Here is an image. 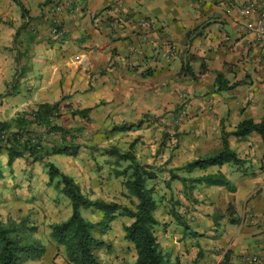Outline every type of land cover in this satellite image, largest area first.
I'll return each mask as SVG.
<instances>
[{
  "label": "crops",
  "instance_id": "crops-1",
  "mask_svg": "<svg viewBox=\"0 0 264 264\" xmlns=\"http://www.w3.org/2000/svg\"><path fill=\"white\" fill-rule=\"evenodd\" d=\"M259 2L0 0V92L7 89L3 94L24 106L80 99L115 104L120 112L151 110L153 95L163 107L188 97L199 134L222 139L223 129L264 115V51L246 25ZM243 4L252 7L249 17L239 13ZM53 17L61 34L52 32ZM17 71L27 84L7 88ZM219 73L229 84L243 83L218 90ZM228 139L243 163L184 167L196 209L171 213L156 230L173 263L264 264V143L257 133ZM221 141L210 153L222 150ZM218 173L233 188L191 181Z\"/></svg>",
  "mask_w": 264,
  "mask_h": 264
},
{
  "label": "rangeland",
  "instance_id": "rangeland-1",
  "mask_svg": "<svg viewBox=\"0 0 264 264\" xmlns=\"http://www.w3.org/2000/svg\"><path fill=\"white\" fill-rule=\"evenodd\" d=\"M19 73L12 75L7 88L20 82L27 84L28 80ZM48 76V84H51V75ZM6 91L0 92V120H9L18 112L36 106L21 105L6 97L3 94ZM153 96L156 101L151 110L146 108L147 112L129 107L128 111L120 112L115 104L108 102L95 105H85L80 99H73L70 104L61 102L60 116L54 121L63 127L77 129L74 151L51 155L45 161H36L26 155L12 165L7 162V152L0 153V224L16 228L23 244L33 243L37 247L22 252L20 264H71L50 239L51 226L66 221L72 206L69 198L51 182L46 160L72 176L84 194L92 199L115 201L134 208V197L128 196L124 185L126 176L118 172L127 168L129 161L119 160L116 155L131 152L142 164L152 165L158 174L155 180H148L147 185L156 190L159 201L156 216L160 222L166 224L171 213L191 214L196 209L189 195L191 184L182 186L181 177L191 179L184 167L193 159L216 154L210 152L222 145V139L199 134L201 124L193 120L195 116L189 111L188 97L175 106L163 107L159 106L160 98ZM86 107L91 109L87 116L73 114ZM124 124L129 125V129L120 131L117 127ZM81 212L93 222L103 217L95 208H83ZM131 221L129 217L119 216L110 229L96 232L104 242L98 251L101 264H136L133 262L135 249L125 237V226ZM163 229L160 225L157 227V231Z\"/></svg>",
  "mask_w": 264,
  "mask_h": 264
},
{
  "label": "trees",
  "instance_id": "trees-1",
  "mask_svg": "<svg viewBox=\"0 0 264 264\" xmlns=\"http://www.w3.org/2000/svg\"><path fill=\"white\" fill-rule=\"evenodd\" d=\"M242 83L243 81H237L229 84L221 73L216 79L218 90L233 89ZM60 110V102H43L18 112L9 120H0V153L7 152L9 165L26 155L36 161H45L51 155L72 152L77 148V129L63 127L54 121L60 116ZM90 110L83 108L73 111V114L87 116ZM117 128L126 131L129 125L124 124ZM252 133L259 134L264 143V115L258 122L253 119L241 121L232 132L223 129L222 150L214 155L190 161L185 169L191 172L195 168L203 169L229 162L243 163L231 148L228 137L233 134L244 138ZM116 155L119 160L129 161L128 167L118 172L126 176L124 185L128 196L134 197V208L115 201L92 199L84 194L72 176L63 172L55 163L46 160L51 182H55L56 187L69 198L72 206L71 215L66 221L51 226V242L64 252L71 264H101L98 251L104 246V242L95 235L96 232L110 229L117 217L126 216L132 221L125 226V237L135 249L136 264H178L173 263L164 252L156 234L160 225L156 216L159 201L155 188L147 185V182L155 180L158 177L157 172L152 165L139 162L134 153ZM181 181L186 185V179L181 178ZM191 181L233 188L222 173L204 175ZM83 208H95L103 214L102 219L98 222L86 219L81 212ZM182 224L187 225L185 221ZM17 232L14 227L0 224V264H20L22 252L37 249L33 243L23 244L21 234Z\"/></svg>",
  "mask_w": 264,
  "mask_h": 264
},
{
  "label": "built area",
  "instance_id": "built-area-1",
  "mask_svg": "<svg viewBox=\"0 0 264 264\" xmlns=\"http://www.w3.org/2000/svg\"><path fill=\"white\" fill-rule=\"evenodd\" d=\"M257 17L256 19H248L246 22L247 28L255 34L256 40L261 45L264 51V0H260L259 4L256 7ZM60 7L54 5L52 11H58ZM239 13L246 17H249L252 13V7L249 4H243L239 7ZM144 24L149 26L150 22L144 20ZM52 32L54 34H61L63 30L61 29V20L58 17H53V27Z\"/></svg>",
  "mask_w": 264,
  "mask_h": 264
}]
</instances>
